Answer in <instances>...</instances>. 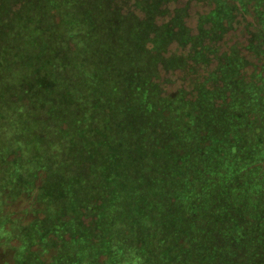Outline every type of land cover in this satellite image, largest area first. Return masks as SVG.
<instances>
[{"label": "rangeland", "instance_id": "obj_1", "mask_svg": "<svg viewBox=\"0 0 264 264\" xmlns=\"http://www.w3.org/2000/svg\"><path fill=\"white\" fill-rule=\"evenodd\" d=\"M2 250L264 264V0H0Z\"/></svg>", "mask_w": 264, "mask_h": 264}, {"label": "trees", "instance_id": "obj_2", "mask_svg": "<svg viewBox=\"0 0 264 264\" xmlns=\"http://www.w3.org/2000/svg\"><path fill=\"white\" fill-rule=\"evenodd\" d=\"M9 206L13 207L12 204L9 205ZM11 207H10V209H11ZM2 251H3V250H2ZM3 253H8V255H9V257H10V260L8 261L7 264H13V251H12V250H9V251H7V252H4V251H3Z\"/></svg>", "mask_w": 264, "mask_h": 264}]
</instances>
